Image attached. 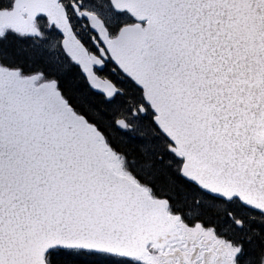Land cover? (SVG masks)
<instances>
[{"label":"snow or ice","instance_id":"obj_1","mask_svg":"<svg viewBox=\"0 0 264 264\" xmlns=\"http://www.w3.org/2000/svg\"><path fill=\"white\" fill-rule=\"evenodd\" d=\"M0 264H264V0H0Z\"/></svg>","mask_w":264,"mask_h":264}]
</instances>
